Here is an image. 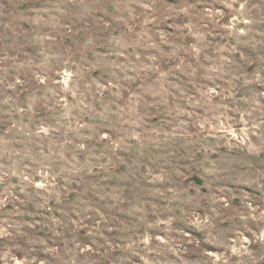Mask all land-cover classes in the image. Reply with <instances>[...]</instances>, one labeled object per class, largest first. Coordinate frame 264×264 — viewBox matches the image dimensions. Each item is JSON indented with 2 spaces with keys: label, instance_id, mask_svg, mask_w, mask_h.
Wrapping results in <instances>:
<instances>
[{
  "label": "rangeland",
  "instance_id": "374dc122",
  "mask_svg": "<svg viewBox=\"0 0 264 264\" xmlns=\"http://www.w3.org/2000/svg\"><path fill=\"white\" fill-rule=\"evenodd\" d=\"M264 0H0V264H263Z\"/></svg>",
  "mask_w": 264,
  "mask_h": 264
},
{
  "label": "water",
  "instance_id": "95a60500",
  "mask_svg": "<svg viewBox=\"0 0 264 264\" xmlns=\"http://www.w3.org/2000/svg\"><path fill=\"white\" fill-rule=\"evenodd\" d=\"M264 264V263H263Z\"/></svg>",
  "mask_w": 264,
  "mask_h": 264
}]
</instances>
